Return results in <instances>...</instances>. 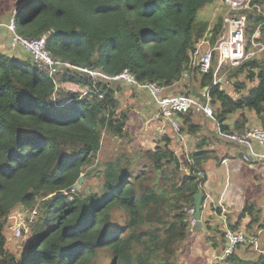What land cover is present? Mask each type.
Listing matches in <instances>:
<instances>
[{"label": "trees", "instance_id": "1", "mask_svg": "<svg viewBox=\"0 0 264 264\" xmlns=\"http://www.w3.org/2000/svg\"><path fill=\"white\" fill-rule=\"evenodd\" d=\"M218 2L19 0L20 35L34 41L49 34L47 51L63 65L56 74L59 83L78 84L91 93L82 97L64 90L55 98L60 91L54 79L29 54L17 58L0 51V264H104L106 257L107 264H177L192 230L188 212L195 209L197 193L204 194L206 180L199 172L205 173L204 164L214 159V152L203 146L206 140L191 154L194 163L183 165L189 174L182 173L166 138L150 150L119 152L98 172L97 188L85 186L72 195L64 191L71 192L81 176L86 182L84 169L100 152L104 137L121 140L128 134L130 111L122 110L118 98L125 88L114 80L95 83L83 71L111 79L128 71L142 83L166 89L176 85L192 70V56L210 27L209 45L218 43L223 16L212 26L209 19L199 20L202 10H215ZM247 6L242 13L248 17V36L259 30L256 41L264 45V0H249ZM220 71L217 62L208 73L191 71L200 88L209 90L214 122L231 137L233 127L244 131L243 111L249 110L264 130V52L228 74L237 98L215 84ZM239 111L242 125L229 126L228 119ZM192 117H180L182 133L200 131ZM20 209L37 214L31 240L17 257L6 249L4 230ZM257 210L247 204L238 223L229 226L238 231L248 219L245 229L253 236H246L258 238L264 218ZM238 248L216 264H264L263 249L241 257Z\"/></svg>", "mask_w": 264, "mask_h": 264}, {"label": "rangeland", "instance_id": "2", "mask_svg": "<svg viewBox=\"0 0 264 264\" xmlns=\"http://www.w3.org/2000/svg\"><path fill=\"white\" fill-rule=\"evenodd\" d=\"M248 1L249 0H244V2H243V9H245V10L248 9V6H247L248 5ZM221 2H222V0H219L215 10H214V6H207L204 10H202L199 13V20H201V19H205V20L209 19L210 26H212L214 24L215 20H216V17H218L221 14V16H223V21H224V24H225L224 25V30L228 27V24H229L228 21H229L230 17H232V16H245L247 18V21H248L247 14L246 13H242V11H239V10L238 11H234V10H232L230 8H226V6H224L223 10L220 11L221 9L219 7L221 5ZM14 10H12L11 15L9 17V21L6 23V25H8L10 23V19H11V16H12ZM6 25H4V28H5ZM248 27H249V22H248ZM209 29L207 30V33H206L204 38H207L208 33H209ZM224 30H223L222 33L225 32ZM248 35L249 34H247V40H248L247 52L250 55L255 53V58L260 59V57L263 55V52H264V45L262 44V42L259 43L257 41H253V37L250 39ZM211 36H212V34L209 35V37H211ZM220 39H221V37H220ZM259 39H260V37H259ZM24 52H25V54L28 53L26 50H24ZM218 60H219V57L217 55H215L214 58H213L211 67H212L214 62H217V67H218V65H219V61ZM53 62H54V58H53ZM58 63H60V62H58ZM237 67L238 66H233L231 63L228 62L227 64L223 65V67L221 68V71H220L221 72L220 75L217 76V79H219L217 82L219 84H222V89L225 90L227 93L233 95L234 98H237L238 95H236L235 92H234L233 82L232 81H228V79H229L228 78V76H229L228 74L230 73V71H232L234 68H237ZM51 68L52 67L46 68V70L49 72V75L51 73L50 72ZM62 68H63V65L60 63L58 71L55 72V74L53 76L50 75V77H52V79H54L55 83L57 84V91H60L57 95H55V98H58L59 94H61L64 90L66 91L67 94L69 92L70 93L76 92V93H79V94H81L83 96V92H86V90L83 89V86L81 88H79L78 86L70 84V83H68L66 85H64V84L62 85V84L59 83V78L56 77V74H60L59 72H60V69H62ZM191 69L195 70L196 68H193L191 66ZM62 71H63V69H62ZM191 71H188L184 75L183 79L179 82V84H181V87L179 89H183L184 93H181V94L175 93L174 95L181 96V95L190 93L191 96H194L196 99H200L201 101H203V99H202L203 95H205L206 93L203 94V89L202 88L200 89L199 81L194 76L195 73H193ZM249 86L251 87L253 85L249 84ZM125 90H126V88H125ZM125 94L126 95H121V96L119 95L118 96V98L121 99V100L123 98H125V101L123 102V105H122V110L129 109V110L132 111L135 108L136 105L138 106V104H140V103L143 104L142 99L140 97H138L137 92L133 91V92L130 93L128 90H126ZM131 99L134 101V103L136 105L133 103V101H130ZM127 101H129V103ZM211 108H212L211 110H212V113H213L215 110H214L213 107H211ZM243 113L245 114V119H247V121L245 122L246 124H244V128H243L244 131L243 132L240 133V131H236L235 128L233 127L236 122H239V124L242 125V121H241L242 112L239 111L238 113L232 115L227 121V124L229 126L232 125V127H233L232 131H235V134H233V136H235L234 137L235 139L232 138V137H229L228 134L223 133L222 130H221L220 125L218 123H216L217 131H218L217 132V134H218L217 137H219L220 139H217V138L214 137L215 132H211L210 134H213L212 135L213 138L212 139L211 138L207 139V141L205 143H203V146H206V147L209 148L211 143H212L214 145V147H215L214 152H216L218 155H220L219 157H223L222 153L224 151L222 150V148H225L224 145H227V146L230 145L228 143L231 141V142L235 143L236 145H238L240 147V149L242 148L241 150H242V154H243L244 151H245L244 150L245 147H244L243 144H241L239 142V140H242L252 130H255V129H260L261 130V129H263V125L262 124L261 125L260 124L259 125H254L252 123L250 116L254 112H251L249 110H244ZM196 114L197 115L192 117V123L193 122H197L199 124L200 123L202 124L201 120H204L203 115L201 113H196ZM137 122H138V119L133 123V125L130 128H128V134L126 135V137H124V139L117 140L116 138H113L111 136L110 137H107V136L104 137V139L102 140V146H101L100 152L97 153L96 158L94 159L93 163L91 165L87 166L84 169L85 175L87 173H89V177L87 178L86 182L83 183L81 189H83L85 186H86L85 188H87V189L90 188V187L91 188H97L98 184L100 182V180L98 178L99 177L98 176V172L104 170L105 165L109 161H112V160L116 159V155L119 152H121V151L137 152V151H141V150H150V149H153L154 147H156L157 143L161 144L162 141H164V139L168 138V136H169V134L166 133V132H161L160 134L158 133V135L155 136L157 141L156 140H152V138H150L149 135L140 136L139 129L137 128L139 126V123H138V125H136ZM141 123L144 126L143 121ZM141 129H142V126H141ZM132 131L135 132V135L132 133ZM201 138H202L201 136L198 138V139H200V142L198 141V142L195 143V141H193V146H192V142H190L191 146H189V150L187 148L186 138H185V143H184V137L180 138L179 146H183V147H181V149L183 151L181 153L177 152L176 154H177V156L180 157V158L179 157L178 158L180 159V162L182 164V170H183L182 173L183 174H189L190 173V170L188 168H186V166H183L186 163V161H187V157L185 158V156L187 154L186 152H190L192 149H194V146H195L194 150L198 151L199 148L202 145V142H203V139L201 140ZM219 142H220V144H219ZM188 144H189V142H188ZM221 144H223V146ZM219 148H221V149H219ZM258 151L260 152V161H257L256 164L249 163L245 159L243 161L247 165L253 166V167H255V169H260L262 171L263 168H264V151L262 152V149H258ZM192 153H196V152L194 151ZM192 153H189L187 155L191 156ZM211 160H213V159H211ZM254 174H256V173H254ZM205 175H206V173H205ZM206 178H205V180H206ZM246 179L249 180L248 184H247V187H249L253 191H256V184L258 183V181H259L260 184L263 183V181L260 178V176L258 178H256V180H255V175H253V173L248 174ZM203 184L204 183H201V185H203ZM73 188H75V186ZM261 189L262 188H260V195L258 197L256 195V197L258 198L257 201L253 202V204H255L256 209L261 210L263 218H264V201L262 200V197H264V194L262 193L263 190H261ZM249 192H250V196H252V192L250 190H249ZM256 194H257V192H256ZM70 195H72V194H70ZM250 204H252V202ZM205 207H207L206 204H205ZM214 211L217 213V210H214ZM17 214L22 215V211L19 210ZM225 218H222L221 220H224ZM227 220L228 219L226 218V223L228 222ZM246 222H249V221L247 220ZM13 224H14L13 220L7 219V221H6L7 227L4 230V234H5L6 238H7L6 249H7L8 253L14 254L15 256L19 257V255L25 250L26 246L29 244V242L31 240L30 239L31 238V231L29 233L23 234L22 237H18L16 232H15V230H14ZM231 224H232V226L236 225L233 222H231ZM223 225H224V228H225V224L224 223H223ZM195 228H192V230H194ZM243 228H245V226L242 227V229L240 228L238 231L245 232V233L248 234V236H253L249 232H247L246 229H243ZM254 230H255V228H254ZM223 231H224V229H223ZM258 233H259V236H260L258 238L260 243H258V245H254L253 248H251V245H249L247 243L244 244L243 246H240L238 248V250H237L238 251L237 254L239 256L244 257L245 254H246L248 257H253L254 255H252V254L254 252H256V251L257 252L258 251L261 252L262 249L264 250V231H259ZM206 239H208V238H205L204 236H199V238H194L192 236L191 239H187L182 244V246H181V248L179 250V256H178L177 264H216L218 262L224 261L225 259H222V257H219L218 253L216 251L212 252V249H213V246H214V242L213 241L207 242V241H205ZM186 242L188 243L189 247H188ZM226 248H227V246L225 247V250H226ZM109 259L110 258H108V257L104 258V261H103L104 264H107ZM99 264H103V263L100 262Z\"/></svg>", "mask_w": 264, "mask_h": 264}, {"label": "built area", "instance_id": "3", "mask_svg": "<svg viewBox=\"0 0 264 264\" xmlns=\"http://www.w3.org/2000/svg\"><path fill=\"white\" fill-rule=\"evenodd\" d=\"M243 2L244 0H222L220 6H226V8H230L234 11H242ZM18 12V9H15L13 11L10 23L5 26V28L11 34L10 48H22L26 50L32 57L33 61L41 68L44 69L45 67H52L50 69V75L53 76L55 72L58 71L60 63L56 62L55 60L53 62L52 56L47 51L46 45L49 34L44 35L40 39L34 41H29L23 38L19 33L20 24L18 23ZM228 23V27L224 30L225 32L220 35L221 39H219L215 47H210L207 38H204L202 41H200V43L197 45L195 53L192 56L191 66L193 68H199L202 73H208L211 69V64L215 55L219 57L218 69L222 68L223 65L227 64L228 62L233 66H239L248 58L255 56V53L250 55L247 52V18L245 16H232L230 17ZM259 37L260 31L258 30L253 36V41L258 40ZM205 46L207 47L205 48ZM53 66L56 67L53 69ZM66 68L74 69L70 65H66ZM83 72L91 77V79H93L95 83L98 82L99 78L102 80H114L116 82L126 84L127 86H130L131 88H134L138 91L147 93L158 108L157 115L155 116L156 120L164 122L165 124H171L173 130L176 131L180 138L184 137L181 131V122L178 119L181 116L187 114L197 115L196 113H201L204 117L215 121L214 113H212L211 110V98L208 95V88L206 89V94L203 95L205 100L201 101L200 99H196L194 96H167L164 94L166 88H163L156 83L139 82L136 77L130 74L128 71L113 79L96 71L84 70ZM215 78V84H218L217 81L219 79H217L216 75ZM73 85H76L79 88L82 87L78 84ZM83 89H85L86 92H83V96L81 95L82 97L88 96L91 93L89 89L84 87ZM231 137L234 138L235 136ZM239 142L243 144L247 149L244 152L243 159H245L249 163L254 164H256L257 161H260V152L258 151V149H262V152L264 151L263 129L252 130L242 140H239ZM186 162L189 164L194 163L190 155H187ZM199 177L201 178V180H203L206 178V175L204 172H199ZM77 191L78 190L76 188H73L70 193L64 191V194H75ZM17 213H15L10 219L14 222L13 226L17 236L22 237L23 234L30 232L31 223L35 215L37 214V211L30 212L29 210L23 209L22 215ZM188 213L190 216L189 221L191 223V226H196V220L194 219L195 209L189 210ZM222 222L225 224L224 236L227 246L224 254L222 255V259L228 258L236 251L239 246L246 243L258 245L257 238L250 239L246 236L245 232L234 231L231 227H229V225L226 223V218L222 220Z\"/></svg>", "mask_w": 264, "mask_h": 264}, {"label": "crops", "instance_id": "4", "mask_svg": "<svg viewBox=\"0 0 264 264\" xmlns=\"http://www.w3.org/2000/svg\"><path fill=\"white\" fill-rule=\"evenodd\" d=\"M18 3L19 0H0V51L6 54L7 56L17 57V58H27L28 53L25 54L24 49L18 48L13 50L10 48L11 34H9V31L4 28V25H6V23L9 21V17L11 15L12 10H14L18 6ZM206 47L207 46H205V48ZM121 85L123 86V88H126V90H128L130 93L133 91L137 92L138 97H140L143 102V104L140 103L137 106L132 99L130 100L133 101V103L136 106L132 111L129 110L130 114H129L128 128H130L133 125V123L138 119L136 125H138L139 123V126L137 128L139 129L140 136L149 135L150 138H152V140H156L155 136H157L158 133L160 134L161 132H166L169 134L168 138L171 140L170 143V146L172 145L171 149H173L175 153L177 152L181 153L183 151L181 147L183 146H179L180 138L178 134L176 133L175 130H173L171 124H165L164 122L156 120L155 116L157 115L158 108L155 105V103L151 100L149 95L145 92H141L134 88H131L126 84H121ZM199 85H200V81H199ZM180 87L181 84L177 83L176 85L167 88L164 91V94L167 96H178L174 94L184 93L183 89H179ZM206 89L207 88L203 89V94L206 92ZM126 90L124 89V91L120 94V96L126 95L125 94ZM120 101L122 107L125 98H123L122 100L120 99ZM127 102L129 103V101ZM250 118L254 125H259V124L261 125V121L256 114L254 113L251 114ZM178 119L182 125V118H178ZM142 121L144 123V126L141 123ZM201 122L202 124L193 122L195 125L199 126L200 128L198 134L188 135L185 133L184 135L183 133L184 143L186 138L188 150H189V146H191L190 142H192V146H193V141H195V143L198 141L200 142V139H198L200 136L202 137L201 140L203 139L207 141V139L210 138L212 139L213 134H210L211 132H215L214 137L220 139L219 137H217L218 131H217L216 122L206 117H204V120H201ZM230 126L232 127V125ZM132 133L135 135V132L132 131ZM232 143L233 142L230 141L228 143L230 145L228 146L224 145L226 149L222 148V150L224 151L222 153L223 157H219L220 155L214 152L215 147L212 143L209 148L206 147V150H210L214 152L213 155L214 159L209 160L204 164L205 173L207 177L206 183L203 187L205 200L202 207V219L204 223L202 226V230L199 232L196 231L195 228L196 226L192 227L195 229L190 232V235L188 237V239H191L192 236L194 238H199V236H204L205 238H208L205 241L207 242L213 241L214 246L212 252L216 251L218 253V256L221 255V253L223 252V248L226 247V241L223 231L224 225L221 220L222 219L221 217H226L228 219L227 220L228 225L229 223L231 224V222L237 224L239 221V217L242 211L244 210V207L247 204H250L251 202L253 204V202L257 201L258 199L257 197L260 195V188H262L261 190H263L262 193L264 194V168L261 171L260 169H255V167L247 165L243 161L244 153L242 154V150H241L242 148L240 149L238 145ZM221 145L223 146V144ZM194 149L186 153L189 154L194 151L196 152L197 150ZM244 150H247L246 147L244 148ZM187 154L185 158L187 157ZM250 173H253V175H255V180L260 176V178L263 181V183L261 184L258 181V183L256 184V191H253L249 187H247L249 180H247L246 177ZM249 190L252 192V196H250ZM262 200L264 201V197H262ZM205 204L207 205V207H205ZM20 210L23 212V209ZM214 210H217L218 214ZM247 220L248 219L243 221L240 227L241 229L242 227L248 224V222H246ZM257 237L258 238L260 237L259 233H257ZM258 243H260L259 240Z\"/></svg>", "mask_w": 264, "mask_h": 264}, {"label": "water", "instance_id": "5", "mask_svg": "<svg viewBox=\"0 0 264 264\" xmlns=\"http://www.w3.org/2000/svg\"><path fill=\"white\" fill-rule=\"evenodd\" d=\"M20 8V5L17 6V9ZM56 66H53V68H55ZM84 183V176H81L80 179L78 180V182L75 184V188L77 190H81L82 185ZM203 203H204V194L202 191H199L195 197V202H194V206H195V220H196V231L199 232L202 230V226H203V219H202V207H203Z\"/></svg>", "mask_w": 264, "mask_h": 264}, {"label": "clouds", "instance_id": "6", "mask_svg": "<svg viewBox=\"0 0 264 264\" xmlns=\"http://www.w3.org/2000/svg\"><path fill=\"white\" fill-rule=\"evenodd\" d=\"M15 9H17V7H16ZM21 27H22V26L20 25V29H21ZM78 191H79V190H78Z\"/></svg>", "mask_w": 264, "mask_h": 264}, {"label": "bare ground", "instance_id": "7", "mask_svg": "<svg viewBox=\"0 0 264 264\" xmlns=\"http://www.w3.org/2000/svg\"><path fill=\"white\" fill-rule=\"evenodd\" d=\"M46 70V69H45Z\"/></svg>", "mask_w": 264, "mask_h": 264}]
</instances>
